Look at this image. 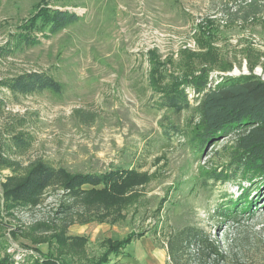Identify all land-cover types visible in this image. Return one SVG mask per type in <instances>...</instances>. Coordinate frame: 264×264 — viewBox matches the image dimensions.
<instances>
[{"label":"rangeland","instance_id":"374dc122","mask_svg":"<svg viewBox=\"0 0 264 264\" xmlns=\"http://www.w3.org/2000/svg\"><path fill=\"white\" fill-rule=\"evenodd\" d=\"M53 1L0 0V78L44 71L63 87L61 94L19 98L1 88L7 104L0 142L9 139L8 124L23 121L20 129L34 142L11 159L24 166L43 159L71 174H111L104 184L86 186L88 209L69 228L88 238V258L96 262L105 253L107 238L144 233L106 264L121 256L132 258L124 264H147L139 256L146 253L174 264L166 259L168 240L191 228L224 255L205 264H264V186L216 178L234 135L200 150L190 139L199 116L159 107L169 84L202 70L213 79L264 80V0L255 16L247 14L251 0H81L65 6L81 20L49 35L42 29L46 15L63 8ZM18 35L39 40L17 49ZM11 173L0 168V264H40L50 248L25 229L55 217L61 196L49 191L34 209H8L1 183ZM243 187L253 203L234 208L227 200H239ZM200 246L192 244L180 264H198ZM89 259L76 264H93Z\"/></svg>","mask_w":264,"mask_h":264},{"label":"trees","instance_id":"16d2710c","mask_svg":"<svg viewBox=\"0 0 264 264\" xmlns=\"http://www.w3.org/2000/svg\"><path fill=\"white\" fill-rule=\"evenodd\" d=\"M75 1L81 0H54V4L63 8H54L52 13L47 14L42 29L49 35H55L80 21L79 14L65 9V6ZM247 8L251 9V12L247 13L248 16L262 12L258 0H251ZM38 40L39 38L20 35L15 48L29 47ZM1 88H5L16 98L44 91L54 94H61L63 91L62 84L53 75L44 71H26L0 78ZM0 94H3L1 90ZM6 104L7 102L0 97V114ZM159 107L178 112L193 110L199 116V131L190 139L197 142L200 150L209 143L216 144L219 140L234 135L228 149L230 159L226 162V169L216 175V178L223 179L222 181H237L238 184L246 180L248 184H254L258 190L263 188L264 80L253 74L219 76L213 79L207 70H202L186 76L182 81L169 84L163 91ZM23 126V121L8 124L5 132L9 139L7 142H0V168L12 171L1 183L7 200L6 206L15 210L34 209L43 203L47 192L54 191L57 196H61L55 217L35 221L27 230L25 229L28 231L26 234L31 232L30 234L40 244L47 243L50 248V252L40 264H72V261L87 259L88 238L69 235V228L88 209L90 193L86 186L104 184L111 178V174H71L66 168L54 166L43 159L32 160L25 166L20 161L11 159L10 157L24 156L33 145V135L22 131L20 128ZM248 189L249 187H243L244 195L237 201L227 200L228 204L236 205L234 208L240 203H244L245 206L250 201L251 204V192L247 191ZM77 212H82L78 218L75 215ZM82 223L88 222L85 219ZM20 230H12V234L16 235ZM197 233L191 228H186L169 238L167 247L174 264L181 263L185 252L194 243L203 244L197 253L201 258L198 264H205L206 259L215 254L224 257L219 253L217 246L207 238L202 239ZM143 235L144 233H139L136 236ZM134 238L105 239L103 243L107 245V250L96 262V259L92 260L93 264H106L112 254L121 251Z\"/></svg>","mask_w":264,"mask_h":264},{"label":"crops","instance_id":"0c3cea01","mask_svg":"<svg viewBox=\"0 0 264 264\" xmlns=\"http://www.w3.org/2000/svg\"><path fill=\"white\" fill-rule=\"evenodd\" d=\"M68 234L69 235H72V234H70L69 232H68ZM73 236H84V235H73ZM142 237V236H141ZM135 240H137V239H135ZM133 242V240L131 241V243ZM129 246V245H128ZM144 252H145V250H144ZM146 253V252H145ZM154 253H156V252H154ZM139 256L143 259V261L144 262H147V264L148 263H151V264H164L163 263V261H164V259H163V257H164V254H162V253H157V254H155V256L158 258V259H154V260H150V257H149V255L146 253V255H144V256H142L141 254H139ZM46 257V256H45ZM45 257L44 258H41V261H43L44 259H45ZM87 257H88V254H87ZM120 258V260L118 261L117 260V262L115 261V264H124L126 261L125 260H129V259H131L132 260V258H130L129 257V259H125V258H127V257H119ZM118 258V259H119ZM87 259H89V258H87ZM86 259V260H87ZM166 259H169V256L167 255L166 256ZM109 260H111V256H110V258H109ZM156 260H158L157 262H156ZM79 261H83V260H75V261H72V264H76L77 262H79ZM89 261L90 262H92L91 261V259H89ZM132 263V262H131ZM131 263H129V264H131ZM7 264V263H6ZM134 264V263H133Z\"/></svg>","mask_w":264,"mask_h":264}]
</instances>
